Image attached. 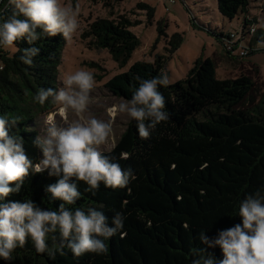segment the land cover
I'll return each mask as SVG.
<instances>
[{
  "label": "trees",
  "instance_id": "obj_1",
  "mask_svg": "<svg viewBox=\"0 0 264 264\" xmlns=\"http://www.w3.org/2000/svg\"><path fill=\"white\" fill-rule=\"evenodd\" d=\"M249 4L218 9L233 20ZM133 24L100 18L89 33L124 66L139 45ZM0 32L17 47L0 48V264H264V98L243 107L251 77L219 78L199 57L167 83L166 59L136 61L106 83L135 102L115 146L38 168L46 146L35 119L56 99L67 35L20 0L1 4ZM182 40L175 34L170 51ZM258 41L264 28L248 55Z\"/></svg>",
  "mask_w": 264,
  "mask_h": 264
},
{
  "label": "rangeland",
  "instance_id": "obj_2",
  "mask_svg": "<svg viewBox=\"0 0 264 264\" xmlns=\"http://www.w3.org/2000/svg\"><path fill=\"white\" fill-rule=\"evenodd\" d=\"M20 2L23 8L40 9L54 18L57 27L67 35L60 56L56 99L49 110L45 108L35 119L39 137L46 146L38 168L68 164L90 149L101 152L115 146L132 119L135 102L114 95L106 83L139 60L155 62L159 56L163 57L166 59L164 79L174 83L186 77L199 57H211L219 78L244 74L255 81L243 107L253 108L264 98V41L253 45L259 51L251 55H230L217 36L199 27L202 24L218 33H241L244 19L248 18L257 32L264 28V0H250L247 10L233 20L220 13L218 0ZM100 18H127L134 22L130 30L138 37L139 45L124 66L114 60L108 49L98 47L95 37L89 33L91 24ZM160 26L163 32L159 31ZM175 34L182 35L183 40L171 52L170 40ZM0 48L10 54L17 51L1 32Z\"/></svg>",
  "mask_w": 264,
  "mask_h": 264
},
{
  "label": "built area",
  "instance_id": "obj_3",
  "mask_svg": "<svg viewBox=\"0 0 264 264\" xmlns=\"http://www.w3.org/2000/svg\"><path fill=\"white\" fill-rule=\"evenodd\" d=\"M170 3H175L176 0H169ZM256 31L254 26H251L249 30V35H243L241 33L230 32L227 33L226 37L223 39L225 50L230 55L245 57L248 56L251 50V46L248 44L250 35H253Z\"/></svg>",
  "mask_w": 264,
  "mask_h": 264
},
{
  "label": "water",
  "instance_id": "obj_4",
  "mask_svg": "<svg viewBox=\"0 0 264 264\" xmlns=\"http://www.w3.org/2000/svg\"><path fill=\"white\" fill-rule=\"evenodd\" d=\"M3 1H4V0H0V6H1V4L3 3Z\"/></svg>",
  "mask_w": 264,
  "mask_h": 264
}]
</instances>
